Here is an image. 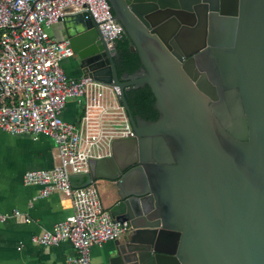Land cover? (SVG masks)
Masks as SVG:
<instances>
[{
  "label": "water",
  "instance_id": "95a60500",
  "mask_svg": "<svg viewBox=\"0 0 264 264\" xmlns=\"http://www.w3.org/2000/svg\"><path fill=\"white\" fill-rule=\"evenodd\" d=\"M141 67L119 72L87 11L59 19L81 77L120 87L135 135L72 174L111 182L130 230L102 264H264V0H109ZM148 85L159 116L126 97Z\"/></svg>",
  "mask_w": 264,
  "mask_h": 264
},
{
  "label": "built area",
  "instance_id": "2783aa9c",
  "mask_svg": "<svg viewBox=\"0 0 264 264\" xmlns=\"http://www.w3.org/2000/svg\"><path fill=\"white\" fill-rule=\"evenodd\" d=\"M83 11L98 22L109 48L126 35L109 0H0V129L12 135L30 133L35 139L44 134L56 144L58 162L26 171L23 182L40 186L38 197L59 191L72 200L70 216L32 237L45 246L69 240L77 254L66 264H92L94 245L130 230L128 221L111 216L96 183L76 188L70 180L72 174L88 172L91 159L110 156L115 139L135 135L118 85L70 77L62 66L75 51L69 39H57L47 28L66 14ZM70 98L82 102L77 123L63 118Z\"/></svg>",
  "mask_w": 264,
  "mask_h": 264
},
{
  "label": "crops",
  "instance_id": "0c3cea01",
  "mask_svg": "<svg viewBox=\"0 0 264 264\" xmlns=\"http://www.w3.org/2000/svg\"><path fill=\"white\" fill-rule=\"evenodd\" d=\"M61 28L63 23L56 22L48 27V32L57 39H64ZM62 66L70 77H81L75 56L63 59ZM82 115V102L70 98L63 118L77 123ZM57 162L58 149L49 136L41 134L35 139L30 133L12 135L0 129V264H66L77 254L69 240L55 246L32 241L33 235L52 229L74 212L72 200L62 192L38 197L41 187L23 182L26 171L49 169ZM100 185L103 203L109 208L115 201L111 182L99 180L98 188ZM16 210L22 214H15ZM25 217L30 221L27 222ZM114 248L115 240L94 245L91 249L92 264H102Z\"/></svg>",
  "mask_w": 264,
  "mask_h": 264
},
{
  "label": "trees",
  "instance_id": "16d2710c",
  "mask_svg": "<svg viewBox=\"0 0 264 264\" xmlns=\"http://www.w3.org/2000/svg\"><path fill=\"white\" fill-rule=\"evenodd\" d=\"M118 55L115 58L119 72H135L141 66L136 51L131 50V41L125 35L117 42ZM126 97L134 115H141L144 119H156L155 97L149 86L126 91Z\"/></svg>",
  "mask_w": 264,
  "mask_h": 264
},
{
  "label": "flooded vegetation",
  "instance_id": "af4514ba",
  "mask_svg": "<svg viewBox=\"0 0 264 264\" xmlns=\"http://www.w3.org/2000/svg\"><path fill=\"white\" fill-rule=\"evenodd\" d=\"M141 67V66H140ZM139 67V68H140ZM138 70V69H137ZM136 70V71H137ZM125 72H128V71H125ZM129 73V72H128ZM134 73V72H133ZM129 74H132V73H129ZM145 86H148V85H144V86H142V87H138V88H143V87H145ZM137 87H135V86H132L130 89H138ZM130 89H128L127 91H129ZM155 97V96H154ZM155 101H156V99H155ZM155 110H156V116L158 117L159 116V111L157 110V108H156V102H155ZM137 115H139V114H137ZM141 116V115H140ZM157 119V118H156ZM147 120H155V119H147Z\"/></svg>",
  "mask_w": 264,
  "mask_h": 264
},
{
  "label": "rangeland",
  "instance_id": "374dc122",
  "mask_svg": "<svg viewBox=\"0 0 264 264\" xmlns=\"http://www.w3.org/2000/svg\"><path fill=\"white\" fill-rule=\"evenodd\" d=\"M47 30H48V28H47ZM99 188H100V191H102V190H101V185H100V187H99Z\"/></svg>",
  "mask_w": 264,
  "mask_h": 264
}]
</instances>
